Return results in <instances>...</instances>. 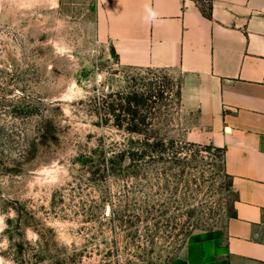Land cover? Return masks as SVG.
<instances>
[{
  "label": "rangeland",
  "instance_id": "rangeland-1",
  "mask_svg": "<svg viewBox=\"0 0 264 264\" xmlns=\"http://www.w3.org/2000/svg\"><path fill=\"white\" fill-rule=\"evenodd\" d=\"M96 11L97 0H0V264H171L235 208L223 150L190 140L181 73L122 66ZM131 91L155 107L148 135L104 115L102 99ZM155 137L161 162L129 157Z\"/></svg>",
  "mask_w": 264,
  "mask_h": 264
},
{
  "label": "crops",
  "instance_id": "crops-1",
  "mask_svg": "<svg viewBox=\"0 0 264 264\" xmlns=\"http://www.w3.org/2000/svg\"><path fill=\"white\" fill-rule=\"evenodd\" d=\"M211 1L205 16L192 0H97V34L122 66L179 71L187 137L224 152L236 216L171 264H264V0Z\"/></svg>",
  "mask_w": 264,
  "mask_h": 264
},
{
  "label": "trees",
  "instance_id": "trees-1",
  "mask_svg": "<svg viewBox=\"0 0 264 264\" xmlns=\"http://www.w3.org/2000/svg\"><path fill=\"white\" fill-rule=\"evenodd\" d=\"M206 5H198L200 10L205 16H210L212 9V1L211 0H203ZM117 56V55H116ZM156 70H165V69H156ZM131 91L125 97H121L120 100H110L106 101V99H102V102L105 101L107 107H103L104 115H107V118H114V122L120 123L126 121L128 126L126 127V131L134 135H148V131L141 129L142 126L147 127L149 124L147 121L153 115L151 111L155 107L148 104L146 99H151L149 95L144 99V92L140 91ZM150 92V91H149ZM159 96V93H154L151 96ZM179 98L181 104V81L179 84ZM119 101V102H118ZM118 112V113H116ZM106 118V120H107ZM110 118V119H111ZM118 128H122V123L117 125ZM146 138V137H145ZM148 139V137H147ZM151 141V139L149 140ZM166 145L165 141L162 137H155L153 142L143 144L140 143L138 145L133 146L130 149L129 157L132 158L135 162L138 161L140 163H149L148 161L153 162H161L162 158L167 153L165 150ZM224 163V157H223ZM225 170V167H224ZM226 173V171H225ZM227 174V173H226ZM228 175V174H227ZM229 176V175H228ZM230 177V176H229ZM233 187V185H232ZM236 216L235 208L230 215V218Z\"/></svg>",
  "mask_w": 264,
  "mask_h": 264
}]
</instances>
